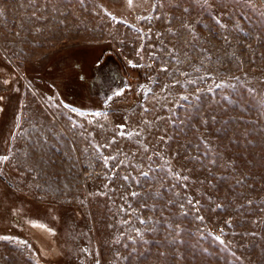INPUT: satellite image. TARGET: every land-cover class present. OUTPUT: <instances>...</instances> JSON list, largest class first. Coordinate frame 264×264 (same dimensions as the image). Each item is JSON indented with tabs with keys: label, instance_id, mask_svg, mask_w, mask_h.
<instances>
[{
	"label": "rangeland",
	"instance_id": "374dc122",
	"mask_svg": "<svg viewBox=\"0 0 264 264\" xmlns=\"http://www.w3.org/2000/svg\"><path fill=\"white\" fill-rule=\"evenodd\" d=\"M0 158V264H264V3L0 0Z\"/></svg>",
	"mask_w": 264,
	"mask_h": 264
},
{
	"label": "trees",
	"instance_id": "16d2710c",
	"mask_svg": "<svg viewBox=\"0 0 264 264\" xmlns=\"http://www.w3.org/2000/svg\"><path fill=\"white\" fill-rule=\"evenodd\" d=\"M78 54H80V53H78ZM83 57L84 56H86L87 54H81ZM92 54H89V58L91 59L92 58V56H91ZM110 55H106V58H108ZM110 57H112V56H110ZM101 59V58H100ZM118 60V59H117ZM90 65H91V67H92V69H94L97 65H98V63H95V64H93V63H90ZM89 66V65H88ZM120 67V71H114L113 70V74L114 75H116L117 77H118V79H117V81H120V79L123 77H127V75H126V73H125V69L123 68V66H122V64L121 65H119ZM90 66H89V68L87 69V70H85V72H87L86 74H85V72H82L81 74L82 75H80V76H82L83 78L85 77V75H86V78H87V81H88V83H90L91 84V82H92V78H89L90 77V75L89 74H91V68ZM130 69H132V70H135V72H138V67H131ZM79 79V78H78ZM78 79H77V81H78ZM63 87L65 88L66 86L65 85H63ZM62 88V87H61ZM64 88H62L61 90H63ZM66 90L65 91H67L68 89L67 88H65ZM126 90V88L125 87H122L121 88V93L122 92H124ZM76 93V92H75ZM82 94H85L86 92H81ZM88 94V93H87ZM51 247V245L49 246V248Z\"/></svg>",
	"mask_w": 264,
	"mask_h": 264
},
{
	"label": "flooded vegetation",
	"instance_id": "af4514ba",
	"mask_svg": "<svg viewBox=\"0 0 264 264\" xmlns=\"http://www.w3.org/2000/svg\"><path fill=\"white\" fill-rule=\"evenodd\" d=\"M112 1H114V2H116V1H119V0H112ZM124 1V0H123ZM102 59L103 58H106V55L104 54V55H102V57H101ZM89 66H91V65H89ZM87 72H85V74H86ZM80 76V75H79ZM79 78V77H78ZM74 88H82V86L85 88V92H86V95L88 96V92L89 93H91L90 91H91V84L90 83H88V81H87V78H86V75H85V77H84V83L82 84L81 83V85L80 84H74ZM57 234H54L53 235V242L56 244V246H57V248H60L61 247V242H60V239L59 238H57Z\"/></svg>",
	"mask_w": 264,
	"mask_h": 264
},
{
	"label": "snow or ice",
	"instance_id": "6c2138e0",
	"mask_svg": "<svg viewBox=\"0 0 264 264\" xmlns=\"http://www.w3.org/2000/svg\"><path fill=\"white\" fill-rule=\"evenodd\" d=\"M187 11V10H186ZM0 159H6V158H0ZM202 219V218H201ZM217 239H219V238H217Z\"/></svg>",
	"mask_w": 264,
	"mask_h": 264
},
{
	"label": "water",
	"instance_id": "95a60500",
	"mask_svg": "<svg viewBox=\"0 0 264 264\" xmlns=\"http://www.w3.org/2000/svg\"><path fill=\"white\" fill-rule=\"evenodd\" d=\"M261 1V3H264V0H260Z\"/></svg>",
	"mask_w": 264,
	"mask_h": 264
}]
</instances>
